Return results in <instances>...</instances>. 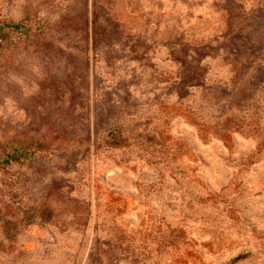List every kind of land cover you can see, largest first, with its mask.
<instances>
[{
	"label": "rangeland",
	"instance_id": "rangeland-1",
	"mask_svg": "<svg viewBox=\"0 0 264 264\" xmlns=\"http://www.w3.org/2000/svg\"><path fill=\"white\" fill-rule=\"evenodd\" d=\"M5 23L0 144L51 146L0 168V264H264V0H0Z\"/></svg>",
	"mask_w": 264,
	"mask_h": 264
},
{
	"label": "trees",
	"instance_id": "trees-1",
	"mask_svg": "<svg viewBox=\"0 0 264 264\" xmlns=\"http://www.w3.org/2000/svg\"><path fill=\"white\" fill-rule=\"evenodd\" d=\"M106 21V20H105ZM5 28V29H4ZM14 31H21L20 30V25L17 23H11V24H3L0 25V49L2 51H5L6 49L13 48L14 46L16 47L19 45L23 39H19L15 43L10 42L9 36L10 32ZM26 38L23 43H28L27 45H30L32 41H29L30 39L34 37L33 34L28 30V28H23L22 30ZM229 34V33H228ZM231 44L234 41H229ZM237 46H232L229 47L230 44L224 48L226 51L227 55L229 54H239L240 49L244 48V52L251 57L253 54L258 53L261 49H254L253 47L250 48L249 46H244V44L238 45V43L235 42V45ZM41 45V44H40ZM46 49L47 45L44 47ZM189 50H191V54H189ZM202 51L203 47H194L189 49V47L185 44L182 45V47L176 51V57L174 56L173 59L178 62L179 64V70L177 72V75L175 77V82H172L171 86H174V91L178 96V100H182L186 97L189 96V87L196 85L193 81L195 78H199L201 75L200 69L198 67L199 60L202 57ZM84 66L87 67L88 63L83 62ZM75 86L72 90H69V96H68V104L69 106H75V108L81 107L82 103L77 101V94H74V90L82 92L85 89L83 88L84 84L81 82V78L78 76L75 78ZM222 93V92H221ZM77 96V97H76ZM81 100V97H79ZM61 99V98H60ZM59 102L63 103L64 100L61 99ZM70 108V107H69ZM58 110V109H57ZM57 112V111H55ZM69 113L72 117L74 113H72V109L69 110ZM75 116H73L74 118ZM60 118V116L58 117ZM75 121L78 120V117L74 119ZM100 124V123H99ZM107 125V122L104 123ZM101 123V125H104ZM98 125V123H97ZM110 125V124H108ZM67 132V131H66ZM62 141H67V143H74V145L69 146L68 148H61L59 149V146H56L55 149L56 151L59 150H64V153H69L68 159H72L76 156L77 153H74L75 147L78 148L80 146H87V148L90 147L89 144V138L88 136L84 139V141H78L75 140V138H67L65 137H60ZM108 147H114L116 144L114 141L111 142H106ZM68 145V144H67ZM66 145V146H67ZM100 145V144H99ZM51 144H48L44 139L40 138H34V137H29L25 139H18V140H10V141H5L0 144V168H4L5 166H9L12 164H28V166H43L45 164V155L47 154L49 149H50ZM67 156V155H66ZM64 157V156H62Z\"/></svg>",
	"mask_w": 264,
	"mask_h": 264
}]
</instances>
